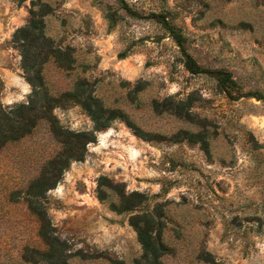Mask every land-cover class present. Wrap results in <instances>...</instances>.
I'll return each mask as SVG.
<instances>
[{"label":"rangeland","instance_id":"1","mask_svg":"<svg viewBox=\"0 0 264 264\" xmlns=\"http://www.w3.org/2000/svg\"><path fill=\"white\" fill-rule=\"evenodd\" d=\"M37 76L35 113L75 92L111 120L54 106L0 147V264H133V216L164 244L160 264H264V0H0L2 134ZM67 144L82 160L47 170ZM35 212L63 244L53 259Z\"/></svg>","mask_w":264,"mask_h":264},{"label":"trees","instance_id":"2","mask_svg":"<svg viewBox=\"0 0 264 264\" xmlns=\"http://www.w3.org/2000/svg\"><path fill=\"white\" fill-rule=\"evenodd\" d=\"M24 1L25 0H20V2H24ZM119 1L122 2V0H119ZM153 17L169 33L170 37L176 43V45L180 49H182L184 38L178 31H176L171 25L168 24L166 16L163 14H158V15H153ZM106 18L109 21V23H112V24H114L117 20V18L115 17V14L109 13V12L106 13ZM19 31H24V29H21ZM184 56L186 58L185 66L190 73H204V71L200 69V67L195 63V61L192 58H190L186 54H184ZM119 57L122 59L124 58V55H119ZM217 75L219 76L220 80H223V81L228 80L229 82H232L229 79L228 75H224L221 73H217ZM37 79H38L37 84L34 83L31 79H29L31 80L30 83L33 87V91L31 94V99H30L29 104L17 105L15 107V111L17 113L18 119L17 120H13L10 118L7 119V122H10L11 125L10 126L8 125L6 134H2V131L4 130H0V135H1L0 136V147L3 146V144L7 142L15 141L21 138L22 136L28 134L34 128V125L37 120L43 119V120L50 121L51 119H53L51 118V116L49 117V115L47 114H49V110L54 106L66 107L71 102L81 105L83 110L91 117L93 121H95L96 126L98 128L106 127L108 122L111 120V117L110 118L107 117L101 122L98 116V109L96 108L93 109L91 105L86 104L83 101V99H81L79 95L75 92H65V93H62L57 98H51V97H47L44 95L40 99V100H43V103L40 105V108H39L41 109V111L38 113H35L34 112L35 106L39 100L38 95L40 91L42 90V86H43L41 84V80L39 76H37ZM24 109H26V114H27L26 117H23L21 114V112ZM74 136L75 137L85 136L87 142L93 140V137L91 136V134L81 133V134H75ZM63 149H65V152L64 151L61 152L57 157L49 161L47 165V170L51 169L52 171H56L58 175L61 173L62 170L67 168V166L69 165L71 161L82 160L81 154H76V153H71V152L68 153V150L66 151V149H70V150L72 149L71 146L68 147V144L65 145ZM57 181H58V177L56 181L48 185L46 189L53 188ZM41 182L42 181L39 178L30 184L29 191L27 192V195L29 197L34 198V197L40 196L39 193H36L34 191V188H36ZM106 182L107 180L104 177H100L98 181V187L109 186L113 190L118 188V186L106 185ZM101 195H102V191L99 190V198L101 197ZM131 196L139 197L141 195L137 193H133L131 194ZM123 198H124L123 193H120L119 199H123ZM123 208L124 210H131L129 209V207H126V206ZM35 214H37V216L39 217L42 223L41 229H40V236L43 238L45 245L47 246V249H48L46 252L47 260L48 258L53 259L54 258L53 256H55L54 253H56V251L59 250L61 252L60 248L62 247L63 244L55 236L49 235V233L47 232V227H46L47 220H45L43 213L35 212ZM135 219L136 217L134 216L131 217L130 222H131V225L135 228V231L137 233L138 241L142 247V255L139 258V260H136L133 264H160V257L165 250L164 244L160 241L159 238L149 233V229L147 228V225L141 226L135 223ZM56 261H60L59 258ZM204 261L208 264H218L215 261H213V259L211 258L209 260L206 259ZM57 264H65V262L61 261V262H57Z\"/></svg>","mask_w":264,"mask_h":264}]
</instances>
